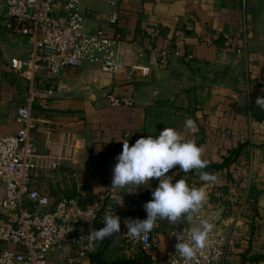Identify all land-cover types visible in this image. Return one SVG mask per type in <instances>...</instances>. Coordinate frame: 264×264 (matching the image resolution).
Listing matches in <instances>:
<instances>
[{
    "label": "crops",
    "instance_id": "crops-1",
    "mask_svg": "<svg viewBox=\"0 0 264 264\" xmlns=\"http://www.w3.org/2000/svg\"><path fill=\"white\" fill-rule=\"evenodd\" d=\"M83 3L90 11L87 35L118 14L128 67L111 73L85 63L66 70L51 82L48 104L33 108L40 128L33 136L45 166L57 143L63 146L57 171L41 170L51 199L120 196L131 203L117 209L120 234L105 240L99 255L86 263L109 264L139 256L124 245V221L146 216L143 205L152 198L157 181L124 193L112 188V169L123 140L131 146L142 136H156L172 127L203 146V159L209 161L203 171L216 174L218 180L204 184L195 170L184 173L178 166L169 170L176 172L173 181L183 178L191 186L203 185L208 201L191 222L182 217L175 224L157 223L151 231L156 244L146 255L149 264H167L173 244L170 233L198 226L199 219L210 220L217 235L230 240L224 264H264V259L255 262L264 257V107L256 104L258 98L264 100V0ZM4 20L0 8V130L12 135L21 127L16 111L25 92L9 72L8 62L25 57L30 45L26 38L8 34ZM154 50H176L193 59L171 57L168 67L161 68ZM110 96L133 104L113 106ZM186 118L194 121L196 132L184 127ZM3 196L0 183V199ZM249 203H254L255 214L247 211ZM98 228L87 224L79 231L87 236Z\"/></svg>",
    "mask_w": 264,
    "mask_h": 264
},
{
    "label": "built area",
    "instance_id": "built-area-1",
    "mask_svg": "<svg viewBox=\"0 0 264 264\" xmlns=\"http://www.w3.org/2000/svg\"><path fill=\"white\" fill-rule=\"evenodd\" d=\"M0 8L5 14V31L13 37L26 38L30 45L25 57L8 62L9 72L23 86L25 95L16 111V122L21 127L12 135L0 130V183L4 190L0 199V264H87L86 260L101 250L102 242L89 248L86 237L81 239L86 235L79 229L87 224L100 228L105 215H118L119 207L127 208L131 203L120 196L88 201L77 196L51 199L40 179L41 170L49 167L57 171L63 146L57 143L49 165L39 161L33 132L40 128L33 108L48 104L51 82L68 69L90 63L102 72L113 73L128 67L124 58L126 45L117 30L118 14H111L93 34L87 35L84 31L90 11L83 0H0ZM152 52L161 68L168 67L171 57L185 62L193 59L176 50ZM109 100L113 106L133 104L125 98L110 96ZM188 229L175 232L184 230L186 238ZM210 238L211 247L197 252L195 260L187 264H224L230 240L218 236L214 225ZM176 243L173 235L167 264H186L175 254ZM155 244L156 237L151 232L146 239L136 241L125 232L124 245L130 254L147 255Z\"/></svg>",
    "mask_w": 264,
    "mask_h": 264
},
{
    "label": "clouds",
    "instance_id": "clouds-1",
    "mask_svg": "<svg viewBox=\"0 0 264 264\" xmlns=\"http://www.w3.org/2000/svg\"><path fill=\"white\" fill-rule=\"evenodd\" d=\"M256 104L264 107V100L258 98ZM184 127L193 133L197 130L191 118L185 119ZM203 152L202 145L186 139L172 127H165L156 136H142L131 146L127 140H123L122 151L112 169V188L131 193L137 187H148L151 181H157V186L151 192L152 198L143 205L146 218H128L124 221L128 237L134 241L144 240L161 221L175 224L182 217L189 222L193 220L207 203L208 193L203 185L191 186L183 178L173 181L176 172L169 174V170L175 166L184 173L195 170L204 184L216 183V174L203 171L209 163L203 159ZM102 225L81 238L86 237L89 248L119 235L121 217L117 214L105 215ZM212 230L213 224L208 219H199L198 226L188 229L186 238L184 230L182 233L171 232L177 240L175 254L182 257L186 264L194 261L197 252L211 247Z\"/></svg>",
    "mask_w": 264,
    "mask_h": 264
},
{
    "label": "trees",
    "instance_id": "trees-1",
    "mask_svg": "<svg viewBox=\"0 0 264 264\" xmlns=\"http://www.w3.org/2000/svg\"><path fill=\"white\" fill-rule=\"evenodd\" d=\"M246 209L248 212H253V214L256 213L254 203L253 204L249 203V205L247 206ZM104 245H105V242L103 241L101 250L95 256L99 255V253L103 250ZM137 255H139V256H137L135 258L121 259L119 261L112 262L109 264H149L150 263V259L146 255H144V256H142L143 254H137ZM260 259H264V257H261V256L256 257L255 262L259 261Z\"/></svg>",
    "mask_w": 264,
    "mask_h": 264
}]
</instances>
